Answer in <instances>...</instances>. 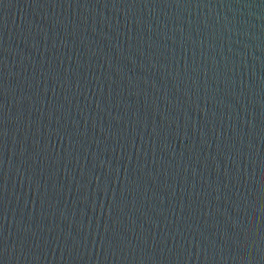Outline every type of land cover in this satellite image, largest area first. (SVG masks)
<instances>
[{"label":"water","instance_id":"water-1","mask_svg":"<svg viewBox=\"0 0 264 264\" xmlns=\"http://www.w3.org/2000/svg\"><path fill=\"white\" fill-rule=\"evenodd\" d=\"M0 264H264V0H0Z\"/></svg>","mask_w":264,"mask_h":264}]
</instances>
